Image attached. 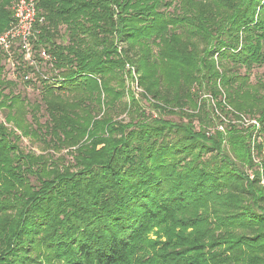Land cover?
<instances>
[{
  "label": "trees",
  "instance_id": "obj_1",
  "mask_svg": "<svg viewBox=\"0 0 264 264\" xmlns=\"http://www.w3.org/2000/svg\"><path fill=\"white\" fill-rule=\"evenodd\" d=\"M31 44L0 46V264H264V0H38Z\"/></svg>",
  "mask_w": 264,
  "mask_h": 264
},
{
  "label": "built area",
  "instance_id": "obj_2",
  "mask_svg": "<svg viewBox=\"0 0 264 264\" xmlns=\"http://www.w3.org/2000/svg\"><path fill=\"white\" fill-rule=\"evenodd\" d=\"M37 2L38 0H16L12 6V25L0 33V46L9 52L13 43L18 41L25 59L30 63H34L31 39L37 18Z\"/></svg>",
  "mask_w": 264,
  "mask_h": 264
},
{
  "label": "rangeland",
  "instance_id": "obj_3",
  "mask_svg": "<svg viewBox=\"0 0 264 264\" xmlns=\"http://www.w3.org/2000/svg\"><path fill=\"white\" fill-rule=\"evenodd\" d=\"M15 1L16 0H14V3H15ZM11 25H12V23L10 24V26ZM14 60H15V58H14ZM41 62H42L41 64H38V68H41V66H42V68L47 69L49 67V64H46V60H42ZM16 65H18V64H16ZM6 67H7V70H8L7 74L9 76H11V77L17 78L16 85L14 86V90L16 92H21L31 102L39 101L40 98H41V93H40V89L41 88L39 87V81L37 80V77H36L37 75L36 74L35 75L32 74V76L36 77V79L32 83L29 84V83L26 82L27 78L22 77V75H23L22 70L17 69V66L14 67L12 63L10 64L9 62H7V66ZM242 70L244 71L245 69H242ZM263 70H264V68L260 67V66L253 67L252 70L250 71L252 81H256V77L259 76L263 72ZM13 71L15 72V74L17 76L13 73ZM133 88H134L135 93L137 94V96H139L140 92L143 91V89L138 85V81H135V83L133 85ZM204 96H207V95H204ZM42 113H44V112L42 111ZM0 117L2 118V114L1 113H0ZM46 118H47L46 114L44 113L42 120L44 121ZM120 118H125V114L121 115ZM166 118H171L173 120H180L178 115L177 116L176 115H167ZM243 121H244L245 125L247 123H250L249 122L250 120L248 118H245ZM254 121L255 120H251V122H253V123H254ZM224 122L225 123H223L222 125H221V123H219L218 127L220 129H223L225 127V124L228 123V122H232V123L243 125L240 120L234 119V117L232 115H230L228 117H224ZM23 146H25L26 148H32V149H34L36 151H39L38 148H37V144H35V143L32 144L31 141L29 139H27V138H24Z\"/></svg>",
  "mask_w": 264,
  "mask_h": 264
}]
</instances>
